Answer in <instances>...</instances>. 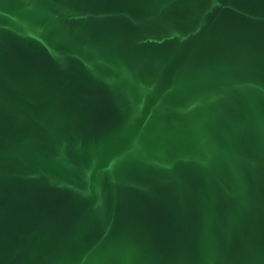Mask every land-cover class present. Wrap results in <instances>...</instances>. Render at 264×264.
<instances>
[{"label":"water","instance_id":"water-1","mask_svg":"<svg viewBox=\"0 0 264 264\" xmlns=\"http://www.w3.org/2000/svg\"><path fill=\"white\" fill-rule=\"evenodd\" d=\"M0 264H264V0H0Z\"/></svg>","mask_w":264,"mask_h":264}]
</instances>
